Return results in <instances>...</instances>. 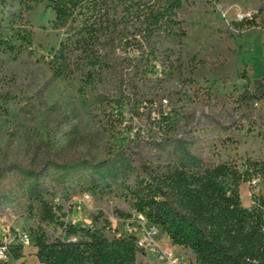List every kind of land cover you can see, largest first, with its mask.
Masks as SVG:
<instances>
[{"label": "rangeland", "instance_id": "1", "mask_svg": "<svg viewBox=\"0 0 264 264\" xmlns=\"http://www.w3.org/2000/svg\"><path fill=\"white\" fill-rule=\"evenodd\" d=\"M123 8L85 0L57 21L45 0H0V239L32 238L10 264H37L35 238H64L61 222L143 237L145 166L264 163V98L249 97L264 83V0L184 2L183 38H144L140 23H120ZM239 194L247 208L264 198V176ZM155 241L167 249L160 229ZM139 248L136 264H164L157 248Z\"/></svg>", "mask_w": 264, "mask_h": 264}, {"label": "trees", "instance_id": "2", "mask_svg": "<svg viewBox=\"0 0 264 264\" xmlns=\"http://www.w3.org/2000/svg\"><path fill=\"white\" fill-rule=\"evenodd\" d=\"M45 1L57 21L72 18L85 2ZM189 1L194 0H120L124 7L120 23H140V32L148 39L162 34L183 38L186 32L178 12ZM8 50L14 51V47L8 46ZM249 97L264 98L263 80L256 81V90ZM246 98L243 94L239 99ZM144 172L147 177L135 191L136 212L166 234L173 245L190 250L196 264H264V198L253 196V205L247 208L239 194L242 183L264 176V163L247 160L242 169L220 163L196 172L168 164L145 166ZM54 219L53 209L44 206L42 220ZM59 225L64 238L50 241L44 233L35 238L41 264H136L142 251L132 234L110 239L90 227ZM21 249V244H15L11 251Z\"/></svg>", "mask_w": 264, "mask_h": 264}, {"label": "built area", "instance_id": "3", "mask_svg": "<svg viewBox=\"0 0 264 264\" xmlns=\"http://www.w3.org/2000/svg\"><path fill=\"white\" fill-rule=\"evenodd\" d=\"M252 14L238 15V21H244L247 19H252ZM137 220L140 222H148L147 218L139 213L137 214ZM158 228L155 226H151L147 231H145V235L141 238H138V244L141 247L149 248V249H158V259L164 264H184L182 260H180L173 250L171 249H161L155 241V236L157 235ZM129 234H131V230H128ZM133 235V234H132ZM18 239L19 243L22 247L31 246L32 238L31 235L26 232H16L8 234L3 240L0 239V263H7L10 260L11 249L15 245V241Z\"/></svg>", "mask_w": 264, "mask_h": 264}, {"label": "crops", "instance_id": "4", "mask_svg": "<svg viewBox=\"0 0 264 264\" xmlns=\"http://www.w3.org/2000/svg\"><path fill=\"white\" fill-rule=\"evenodd\" d=\"M159 230V229H158ZM162 232V231H161ZM162 234L166 237V240L168 241V244H167V249H176V248H178L179 250H181L183 253H185L186 254V252L187 251H189V253H190V256L193 258V260L195 261V256L192 254V252L190 251V250H188V249H185V248H183V247H181V246H178V245H173V243L171 242V240L169 239V237L166 235V234H164L163 232H162ZM36 259V261H37V264H41L40 263V261H39V259H38V257H37V250L34 252V253H32V258L31 259ZM23 259V258H22ZM29 264H33V263H29Z\"/></svg>", "mask_w": 264, "mask_h": 264}]
</instances>
